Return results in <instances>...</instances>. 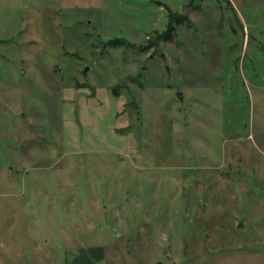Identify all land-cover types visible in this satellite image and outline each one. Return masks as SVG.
<instances>
[{"label": "rangeland", "instance_id": "obj_1", "mask_svg": "<svg viewBox=\"0 0 264 264\" xmlns=\"http://www.w3.org/2000/svg\"><path fill=\"white\" fill-rule=\"evenodd\" d=\"M0 264H264V0H0Z\"/></svg>", "mask_w": 264, "mask_h": 264}, {"label": "trees", "instance_id": "obj_2", "mask_svg": "<svg viewBox=\"0 0 264 264\" xmlns=\"http://www.w3.org/2000/svg\"><path fill=\"white\" fill-rule=\"evenodd\" d=\"M185 23H189L186 16H179L175 14L169 15V20H168L166 30L161 34H158V36L153 38L152 41H148V44L146 47L150 46L152 43H155L156 40L158 43L171 42L173 40V36L177 34L176 31L179 25H182Z\"/></svg>", "mask_w": 264, "mask_h": 264}, {"label": "crops", "instance_id": "obj_3", "mask_svg": "<svg viewBox=\"0 0 264 264\" xmlns=\"http://www.w3.org/2000/svg\"><path fill=\"white\" fill-rule=\"evenodd\" d=\"M34 59V67L36 66V64H35V62L38 64L39 63V61L37 60V58L36 57H34L33 58ZM39 76H40V74L38 73V74H36L35 75V78L38 80V81H40L39 80ZM50 85V84H49ZM50 87H51V85H50ZM49 87V88H50ZM61 92H62V89L61 88H57L56 90H55V93H56V95L60 98L62 95H61ZM29 96L31 97V98H34L33 96H31L30 94H29ZM29 138V140H30V137H28ZM92 253V252H91ZM98 253V252H97ZM96 252H95V254H97ZM92 255V258H95V260H99V258H100V256H99V254H97L96 255V257L93 255V253L91 254ZM103 260V259H102Z\"/></svg>", "mask_w": 264, "mask_h": 264}, {"label": "water", "instance_id": "obj_4", "mask_svg": "<svg viewBox=\"0 0 264 264\" xmlns=\"http://www.w3.org/2000/svg\"><path fill=\"white\" fill-rule=\"evenodd\" d=\"M176 95H177L178 99L180 101H182V93L181 92H177Z\"/></svg>", "mask_w": 264, "mask_h": 264}]
</instances>
